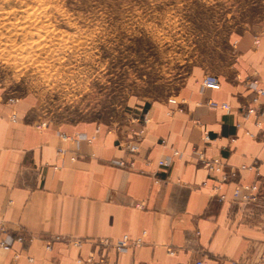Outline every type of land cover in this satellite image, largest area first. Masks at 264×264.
<instances>
[{"label":"crops","instance_id":"0c3cea01","mask_svg":"<svg viewBox=\"0 0 264 264\" xmlns=\"http://www.w3.org/2000/svg\"><path fill=\"white\" fill-rule=\"evenodd\" d=\"M227 41L218 69L192 64L174 99L146 105L149 120L134 154L118 144L123 134L93 123L28 122L24 104L0 91V218L7 227L43 238H141L125 252L110 249L112 264H193L199 257L205 264H264V208L239 204L233 182L213 190L196 154L223 157L232 167L257 162L258 174L242 170L238 179L264 180V113L240 112L264 103L246 86L248 78L264 79V21ZM206 75L218 83L202 86ZM169 156L171 165L160 168L158 160ZM121 158L133 161V170L111 164ZM20 248H0V264H77L93 249L55 242L46 251L40 238L15 257Z\"/></svg>","mask_w":264,"mask_h":264},{"label":"rangeland","instance_id":"374dc122","mask_svg":"<svg viewBox=\"0 0 264 264\" xmlns=\"http://www.w3.org/2000/svg\"><path fill=\"white\" fill-rule=\"evenodd\" d=\"M263 21L264 0H0V91L28 122L125 140L192 64L218 69L228 35Z\"/></svg>","mask_w":264,"mask_h":264},{"label":"built area","instance_id":"2783aa9c","mask_svg":"<svg viewBox=\"0 0 264 264\" xmlns=\"http://www.w3.org/2000/svg\"><path fill=\"white\" fill-rule=\"evenodd\" d=\"M218 83L217 77L215 75H206L201 85L202 86H213ZM246 86L248 89H251L254 92L255 97L253 101H256L259 96L264 97V79L261 80L257 77L248 78ZM8 101L16 102L17 99L9 98ZM208 104L212 108L220 107L226 111L229 110V105L227 103H218L213 100H209ZM240 112L243 113L244 117L254 116L258 118L261 114L264 113V103L259 106H247L240 108ZM148 117L145 112L141 113L140 118L137 119L138 128L134 130L125 140H120L118 144L124 151L128 154H134L137 152L138 144L142 139V133L144 127L148 122ZM238 126V125H237ZM63 138L66 136L63 134ZM208 137V136H206ZM177 150L173 151V156L178 155ZM198 162L204 166L208 172V176L213 178V190L220 191L225 184L233 182L235 184L233 188V194L236 197V200L239 204L249 208H264V180L254 181L252 183H243L239 181V172L242 170H249L258 174L259 164L254 162L251 165H240L239 167L229 166L223 157H212L209 158L205 155L203 150H198L196 152ZM158 166L160 168H167L171 165V157H166L164 159L158 160ZM113 166L120 167L122 169L133 170L134 164L133 161H127L125 159H115L111 161ZM218 200H224V195H218ZM42 239L44 242V249L50 251L52 249L53 243L55 242H64L69 244H74L75 246L80 247L84 243H90L91 249L85 258L78 257L76 259L77 264H112L108 259L107 252L110 249H114L117 252H125L129 248L138 246L142 243L141 238L130 239L127 235H123L118 239L111 238H98L96 240H84L81 238L73 237H62L59 235H53L48 238H43L41 236L32 234L25 229H12L7 227L5 221L0 218V248L4 251H10L17 244L20 245L23 249L25 245L31 244L35 239ZM18 253L15 254V257L18 256ZM29 261L33 259L28 258ZM52 264H59L58 262H52ZM193 264H205L203 257L194 259ZM231 264H236L232 262Z\"/></svg>","mask_w":264,"mask_h":264}]
</instances>
